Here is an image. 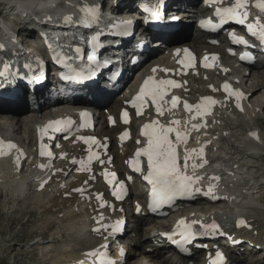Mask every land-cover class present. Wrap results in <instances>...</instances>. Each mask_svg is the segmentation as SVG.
I'll list each match as a JSON object with an SVG mask.
<instances>
[{
  "label": "snow or ice",
  "instance_id": "1",
  "mask_svg": "<svg viewBox=\"0 0 264 264\" xmlns=\"http://www.w3.org/2000/svg\"><path fill=\"white\" fill-rule=\"evenodd\" d=\"M209 4H221L223 0H207ZM164 0H157L155 6L148 7L144 5L145 11L149 12L152 18L159 19V14L157 9L163 5ZM250 7V0H235V4L229 7H217L216 8V16L219 17V23L214 24L211 20L202 21V27L211 26L212 30H219L228 22H235L240 25H244L248 31V33L257 38L262 44H264V23L259 21L257 18L255 23H247V17L250 15L247 10ZM255 7L264 12V0H255ZM243 9L244 11H241ZM82 12L86 14L84 19L85 26L90 27L91 23L95 22L98 19V9L93 7H84L81 9ZM51 18L49 17L48 20ZM65 23L71 24L72 17L68 16L65 18ZM231 39L234 44L244 45L245 47H252L249 45V42L243 37H239L235 34V32H231ZM93 43V54L88 57L89 60L96 62V44ZM2 47V46H0ZM76 53H82V49L77 47L75 49ZM218 57H213L215 60ZM246 58V57H244ZM204 67H210L207 63L208 57L205 58ZM243 59V58H242ZM55 61L58 64H62L65 68L69 69V74H62V79L65 80H86L92 74V69L89 68L88 75H85L83 70L77 71L73 68L72 64L68 63V58H61L60 56L55 57ZM186 67L193 66V57L191 53H188L185 61H181ZM99 63L97 62V67H99ZM106 66V65H105ZM25 67L31 68V65H25ZM5 71L0 72V77H5L8 75L9 64L5 63L4 65ZM155 71V70H154ZM164 71H170L165 69ZM18 78H23L19 76V71L16 73ZM178 86V82L172 79H163L156 81L152 77H149L145 80L143 87L140 90V93L135 97V99L131 102L132 107L136 109L137 115H142L145 109V105L149 102L155 106V111L159 115H164L166 103L165 97L168 95L169 88H175ZM223 90L227 93L229 97H235L236 106L241 107V100L244 98V93L240 90H234L228 83L223 85ZM180 102L179 97L173 96L170 105L172 109H175ZM218 103L213 97H203L201 102L198 104H191L187 101H183V107L189 112H195V115L192 119L196 118H204L211 114L213 107ZM242 110V109H241ZM82 118L84 119V124L82 127H89V118L90 114L87 112L81 113ZM122 119L124 123L130 122L129 113L124 111L122 114ZM112 120V118H110ZM114 123V120L112 121ZM181 122L179 120H174L171 124L166 125L161 123L158 120H152L149 123H146L143 126V136L147 138V146L139 148L135 153V158L130 160L132 168L136 172H142L143 168L141 165L140 157L147 158V174L144 176V179L151 185L152 191V201L149 205L151 211L156 212L159 208H162L165 205L172 206L175 204L177 199L182 198H194L197 194L209 197L211 199H218L214 194V184H210L207 190L196 187L199 181L202 179L201 177L194 176L188 174V169L191 167L193 170L203 167L207 160L205 157V149L204 147L197 149H188L186 147L189 138L190 132L192 130H199L200 128L206 127L205 123L200 124H192L191 128L187 131H181L179 127L171 126L179 125ZM74 122L69 120H59L50 122L45 128L40 130L41 139L43 140L44 136L51 130L53 132H62L65 130H70L73 126ZM79 131V129H77ZM174 134V137H173ZM253 136L258 135L256 133L252 134ZM129 132H124L120 139L124 140L125 137H129ZM81 141L85 145H87V157L86 159H72L71 164L78 165L76 171L84 173H92V164L93 162L103 163L101 160V152L98 149L105 148L104 143L93 136H82L79 137ZM139 143V141L137 142ZM185 145L183 148V163L180 162V146ZM16 149L18 152V146L12 142H5L0 139V156L7 155L11 150ZM47 146L45 144H41V157L47 155L49 158H53V154L51 151H46ZM22 154V153H21ZM201 160L202 163L197 164L196 160ZM191 162V163H190ZM16 163L19 166L20 164V156L18 155L16 158ZM40 167L43 168H51L52 165H44L41 164ZM57 171H64L63 169H58ZM104 179L109 185H112L111 195L116 199H123L126 184L124 181L119 180L115 172H109L105 170L102 173ZM95 179V176H92ZM130 179V178H128ZM211 179H219L218 177H212ZM48 181H44L41 184V187ZM74 191L79 192L81 194L86 192L84 188H77ZM91 199V197H88ZM96 198L99 202L100 208L107 207V202L104 200L103 195L101 193H97ZM114 209V206H112ZM139 211V206L137 207ZM97 227L94 229L98 234H103L105 232L108 235L115 236L122 230V221H117L114 224H105L104 217L101 214L96 218ZM194 225H199V228L194 227ZM238 226H247V222L244 220L238 221ZM179 235L180 239H176L175 236ZM224 235L220 226L216 222H212L210 224L203 223L200 221L193 220L192 222H186L185 220H180L177 225L176 232L174 233H164L163 235L170 240L173 244L177 245L182 251L187 250V245L192 244L196 238L203 236H214V235ZM107 239V237H105ZM103 247L107 248L108 245L105 244ZM121 255H124V249L120 248ZM90 257L99 256L100 260L103 264L105 257L108 256L107 252H89L87 253ZM107 264H117L114 260H108ZM212 264H226V260L223 256V253L217 251L216 259L212 261Z\"/></svg>",
  "mask_w": 264,
  "mask_h": 264
},
{
  "label": "rangeland",
  "instance_id": "2",
  "mask_svg": "<svg viewBox=\"0 0 264 264\" xmlns=\"http://www.w3.org/2000/svg\"><path fill=\"white\" fill-rule=\"evenodd\" d=\"M0 18H1L0 21H2V22L7 21V19H8L5 16V14H2ZM11 20H12V18H9L8 27H10L13 24V21H11ZM8 21H7V23H8ZM192 42H193V39L190 43H192ZM229 60H231V59H229ZM262 68H264V67H260V69H262ZM247 81H249V82H247ZM195 82H194V84H196ZM207 83H209V81H207ZM246 83L247 84L244 85L242 82L241 85L242 86L244 85V87L248 86V88H249L250 87L249 83H251V80L250 79L248 80V76H246ZM262 91L264 92V89H261V93H262ZM197 96L198 95H195V97H197ZM257 97L253 96L252 101H254V99L256 100ZM26 112H28V111H26ZM19 114H21V116H22V115H24V112L19 113ZM11 116H13V114H11ZM35 119H37V118H35ZM246 119H249V118L245 117L242 119L244 124H245V127L248 129L249 126H253L254 124H257V125L259 124L258 128L260 130L263 129L262 130L263 131L262 137L264 138V113L262 114V117H261V119H259L258 122H254L255 120H252V119H251L252 121L251 120L247 121ZM34 121H31V123L27 122V124H26V122H21L22 128L20 127V129H18V127H16V129H18V130L15 132H14V130L12 131L13 125L16 124L15 122H13L11 124L10 129L7 131V133L13 134V132H14V133H16V136L19 139H21L23 142H25L27 139V135L28 134L32 135L31 132L34 129L32 126V122H34ZM4 122H5V124H7V123L10 124L6 120H4ZM0 123H1V120H0ZM25 125H29V126H25ZM108 130H111V129H108ZM108 130H107V132H108ZM232 132L235 135L236 134H242V130L239 128H236V129L234 128V130ZM28 138H29V136H28ZM229 141L232 143L234 141V139L231 138ZM233 143H235V142H233ZM235 144H237V143H235ZM114 147H115V154H116L117 148H116V146H114ZM231 151L234 152L235 150L231 149ZM235 152H236L235 156L238 157V159H246L248 157V154H246L247 151L239 152L236 150ZM261 152H262V155L261 154L257 155L258 156L257 158L248 157L249 158L248 162L253 166V171H256V172H257V169H255V167L259 166V165L261 166L260 171H258L259 173L258 172L257 173L259 175V182H263L262 186L264 187V147H263V150ZM116 159H117V157H116ZM25 172H27V170ZM18 173H20L19 170L17 171V175L15 176V178H18ZM240 177H238V178H240ZM0 183H1V181H0ZM64 186H67V185H64ZM236 186H237V184H236ZM235 187H234L235 191H233V196L236 194V197H234V200H235V202L238 200L237 203L238 202L241 203L243 201V199L245 198L244 194L242 195V197L240 196L238 198L237 194H239L240 191H242V190L236 189ZM0 191H2V190H0ZM17 192H15V195H13V196L11 194V197H10V195H9V197H6V198L5 197L1 198V196H0V264H42L45 262H46L45 264H49L50 261H52L54 259V255L57 252V249L58 250L60 249V251H62V252L66 250L65 248H68L69 251L72 250L74 248V247L72 248V244H70V245L65 244V241L67 240V238H65V239L60 238L59 232L63 226H69L70 224H71V229L74 226H76V227L79 226L80 229H82L83 228V223H82L83 218H79V219L73 220L71 222L70 221L66 222L67 223L66 224L65 222H62L61 218H56L52 212H46V211H44L43 207H41L44 204L52 205L51 202L53 199V195L51 193H49V194L47 193L49 196H51V197H47L48 195L46 194V192L40 193V191L39 192L34 191V193L28 192V193L21 194V196L19 198L18 197L16 198ZM249 197L250 198H248V199L253 198L255 200L256 208L255 209L254 208H252V209H250V208L241 209L240 208V209L243 210V212L246 213L249 217H252L254 220L259 221V222H264V189L258 191L255 194H252V192H250ZM60 202L62 203V200H60ZM230 203H232V201H230ZM225 204H226V202H225ZM85 205H86V203H85ZM223 205H224V203H223ZM233 205H235V209H237V211H238V208H237L238 206L236 207V204H233ZM76 206H78L77 207L78 209L75 207L74 208L77 210L82 208L79 203ZM229 207H230V205H227V208H225V209H231L232 210V208L231 207L229 208ZM233 212H231L230 214L232 215ZM68 213L70 214V212H68ZM69 214H66L65 216L63 215V218L66 219L67 221L71 217V214H70V216H69ZM58 215L60 216V214H58ZM51 221L53 224L51 223ZM50 224L53 225V228L51 227L52 229L49 228ZM153 226L155 227V224L150 223V221H149V227L148 228L150 229ZM148 228L146 229V233L142 237L143 239L146 237L148 239H150L149 234L151 232L148 231ZM80 229L78 230L79 232H80ZM263 229H264V227H263ZM135 231L138 234V230L135 229ZM259 233L262 235L264 233V230L259 229ZM141 235H142V232H141ZM54 237H56V238H54ZM263 237H264V234H263ZM127 238L131 240L132 239L131 234H129L127 236ZM138 241H139V238L136 239V242H138ZM136 245H137V243H136ZM77 248H79V246ZM53 249H55V250H53ZM81 249H83V248H81ZM158 250H160V249H158ZM131 251H132L133 255L131 256L128 254L127 259H126L127 264H135L136 261L137 262L138 261L143 262L140 259L143 257V253L141 251H138L137 246L132 248ZM134 251H135V254L133 253ZM161 254H162V251H161ZM257 255H260V253ZM160 258L165 260V257H161V255L158 257L156 255H154V256H151L150 258H145L143 263H145V264H177L172 259L171 260L167 259L168 261L165 260V263H163L164 261L159 260ZM240 259L239 258L235 259L234 260L235 263H232V264H264V258H262V260H260L261 256H256V258H254V256H253L250 260H246V259L240 260ZM47 262H49V263H47ZM50 264H52V263H50ZM183 264H185V263H183ZM195 264H199L198 260Z\"/></svg>",
  "mask_w": 264,
  "mask_h": 264
},
{
  "label": "bare ground",
  "instance_id": "3",
  "mask_svg": "<svg viewBox=\"0 0 264 264\" xmlns=\"http://www.w3.org/2000/svg\"><path fill=\"white\" fill-rule=\"evenodd\" d=\"M1 1H2L1 5L5 4V0H1ZM69 1L75 3V1H77V0H69ZM118 1L121 2V1H124V0H118ZM8 2L13 3V2H16V0H8ZM22 2L24 4L21 7H24L26 10H31L32 7H34V6H35V8H37L38 5H42L43 4V0H22ZM19 12L22 13L23 11L20 10ZM14 15H17V13L14 12ZM24 15L25 14H23V16ZM6 17L8 18V15H6ZM3 24L5 25V28H7L8 24L5 23V22ZM12 25H14V28H13L12 32L15 33V31L17 29L16 23L14 22ZM192 25H193L192 23L189 24V25H185V27L182 28V30H178L177 33H180V34L185 33V32L187 33L189 30H192L193 29V28H190V26H192ZM195 30L197 31L198 35L195 32ZM195 30H193L195 32V35L193 37V42L192 43H187V42L184 41V43L185 44H191L194 47L198 48L199 50H202V48H204L205 45H201V43H203V41L205 42L206 35L198 32V29L196 28V26H195ZM25 31H27L28 32L27 34H29L30 36H34L36 34L33 31L21 30V29L19 30L18 33L19 34H22ZM77 43L78 42H76V41H66V44L69 47H75ZM228 59H230V58H228ZM260 67H264V65L261 64V63H258V64H255L254 68H250L251 71L247 75L248 76V80L249 79L251 80V83H250V87L249 88L246 89L244 87L245 84L243 86L241 85V83L239 84V87H241L245 91L244 92L246 94L245 99H247V98L250 99L253 96H258L256 100H254L252 102L251 101L250 102L244 101V104L239 109V108L235 107V103L233 101L227 100L225 98L226 96H224V95L223 96H220V99H219L220 100V103L216 107V112H215V115H214V121H212V124H213L212 126H213V128L214 127L216 128L215 129L216 132H210V133L207 134L211 138L215 134H217L218 137L219 136H223L222 135V132H224V131H229V132L232 133V131L234 130V128L235 129L236 128L241 129L243 135L244 134H246V135L249 134V131L246 129L245 124H244V122L242 120L241 114H243V116L249 118L250 120L251 119L252 120H255L254 122H258L259 119H261L262 114L264 113V92L262 91V93H261V89H264V68L260 69ZM249 93H250V95H249ZM44 98H46V94H43L42 93L40 96H38L37 101H39L41 99H44ZM19 101H20V99L17 100V101H12V102L13 103H16V102H19ZM28 102L29 101H26V100L24 102H21V104H19V106L16 109H12L9 106H3V107H1L0 108V120L1 121L2 120H6L9 123L15 122L16 124L14 125V128H13L14 129V132L17 131L15 129L16 127H18V129H20V127L22 125L21 122H26V124H27V122H30L31 123V121L38 120V119H35V118H38V116L35 117V116L30 115V114H27V113L25 115H22V116H21V114H19V113H22V112L25 111L24 110L25 107L29 109ZM85 104L87 106H90V105L95 106L96 105L95 102H92L90 100H86ZM67 106H68L67 104H65V105H58L57 107H55V109H58L57 111H60L61 112V111L65 110V109H68V108H66ZM40 109L41 110H43V109L44 110H47V107H40ZM50 112L51 111H47V112L45 111V113H50ZM11 114H13V116H11ZM103 117H105V115H103ZM25 126H29V125H25ZM258 127H259V124L258 125L257 124H254L253 126H249V129L251 131L257 133V135L259 137V138H256L251 143L247 142L249 145L263 146V144L260 142V140H262V139L264 140V138L262 137V133H263L262 130L263 129L260 130ZM111 131L112 130H108V132H111ZM242 134H239V135L237 134L238 136L235 135L234 137H240ZM224 137L227 138L226 136H224ZM128 147L129 146H123L122 148H118L116 146V148H117V150H116L117 160L120 159V158H124L125 157V155L127 153V150H128ZM234 147H235V145H234ZM227 153L228 152L225 151L224 152V155L226 156ZM10 159H3L2 160V165H3L2 166V168H3L2 170L3 171H0V181L2 182V181L5 180L8 183L9 186H8V189L6 190V192L7 193H10V195L12 194V196H13V195H15V192L19 191V189H20V187L18 186V182H19L18 181V178H15V176L17 175V171H18L19 168H17L15 166L14 162L12 160L10 161ZM117 160H116V162H117ZM5 166H6V169H4ZM29 168L30 169L33 168V165H31ZM29 168H27V173H28ZM34 172L35 171L33 170L32 173H34ZM230 176H231V174L229 176H227V177H230ZM233 176L235 177V175H233ZM236 176H237V174H236ZM238 177H240V176L238 175L237 178ZM28 178H29V176H28ZM52 181L53 182L47 183L45 185L44 189H42V191L39 190V188L37 189V191H40V193L46 192V194L47 193L48 194L51 193L53 195V199H52V202H51L52 205L44 204V205L41 206V207H43L44 211H46V212H52L56 218H61L62 222H65V223L66 222H69V221L71 222L73 220H77L79 218H83V214H82V211L81 210L86 209L87 206H88V204L86 203V201L83 200V197L85 196V194H75V195H73L71 193L70 186H68V185L67 186H64L65 184H63L61 187L59 186L60 187L59 188L58 185H59V183H61L60 182L61 181V178L59 176H55V178L52 177ZM53 184H55V185L53 186ZM235 186H236V184H234V182H231V183L228 182L227 184H225V188L228 187V190L234 188ZM247 189H248V191L245 192L244 190H242V191H240L239 194H237L238 195L237 196L238 198L240 196L242 197V195L244 194V197L245 198L243 199V201L241 203L240 202L237 203L238 200L235 202L234 197H236V194L233 196V192H230L229 194H227V192L225 191L224 197H227L229 201H232V204H236V207L238 206L237 207L238 208V211H241V210H239V208H241V207L244 208V204L247 203L249 206L253 205V203L255 204V200L253 198L252 199H248V198H250L249 197L250 192L252 190H255L256 187L248 186ZM234 191H235V189H234ZM0 196H1V198H4L3 197L4 196L3 191H0ZM74 199H76L77 202ZM60 200H62V203L60 202ZM81 200L83 201V203H82ZM218 202L219 203L216 204V205H211L213 203H208L206 205L204 204V206H202V205L200 206L199 203H197L196 209H201L202 208V209L208 210V209H216L218 207L219 209L224 210L225 208H227V204H224L223 205V202L222 201H218ZM78 203L80 205H83V204L86 203V208L81 206L82 208H80L79 210L75 209L74 207H76V205ZM207 205H211V208L209 206H207ZM133 210H134V208H133ZM68 212H70L71 217L67 221L66 219L63 218V215L65 216L66 214H69ZM58 214H60V216ZM70 214H69V216H70ZM233 214H235V213H233ZM145 219H149V218H141V219H137V220H138V222H140V220H145ZM252 224H253V228L254 229H256L259 226V224L257 222H252ZM51 227H52V224L49 225V228H51ZM152 229H154V226L152 228H150V229L148 228V231L151 232ZM150 238H151V235H150ZM85 241L86 240L80 241V245H78L79 248H77L75 246V244H72V248L73 247L74 248L72 250H70V251H69L68 248H65L66 250L63 251V252L60 251V249L59 250L57 249V252L54 255V259L50 263H52V264H63L65 262H69L70 260H72V258H78V259L82 258L83 257V254H82L81 251L83 249H81V248H83V245H84V242ZM143 244H144L143 238H140L139 241L137 242V247H138V251H141L143 253V257L140 258L143 262H144L145 258H150L151 256H154V255H156L158 257V256L161 255V250H156L153 253H147V251H145L147 246L144 247ZM142 247L144 249H142ZM133 253L135 254V251ZM129 255H131V256L133 255L132 254V251L129 253ZM236 259H237V257H236ZM143 262H139V261L137 262L136 261L135 264H145ZM42 264H45V263H42Z\"/></svg>",
  "mask_w": 264,
  "mask_h": 264
}]
</instances>
